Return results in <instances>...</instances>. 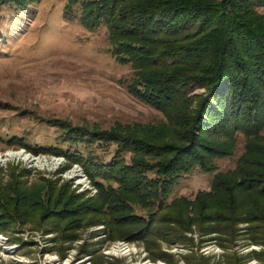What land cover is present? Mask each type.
Masks as SVG:
<instances>
[{
	"label": "trees",
	"instance_id": "16d2710c",
	"mask_svg": "<svg viewBox=\"0 0 264 264\" xmlns=\"http://www.w3.org/2000/svg\"><path fill=\"white\" fill-rule=\"evenodd\" d=\"M35 1L0 0V4L24 10ZM260 8L264 0H66L67 18L77 13L86 29L106 27L115 60L132 69L123 81L127 91L165 113L167 122L141 134L129 128L112 134L48 119L69 143L66 149L32 146L11 136L8 145L63 157L65 168L81 165L97 189V208L104 217L86 219L85 214L90 216L86 209L93 207L74 193L68 181L59 186L58 178L45 181L32 199L25 181L13 176L7 183L0 180V233L24 244L22 237L8 232L16 223L35 222L43 232L69 239L76 226L102 222L109 239L144 240L153 234L172 240L194 224L199 235L219 230L229 238L240 230L238 224L246 223L248 240L264 245V11ZM201 88L203 92L193 93ZM238 134L245 137V144L234 169L214 173L210 189L199 190L192 200L179 196L168 201L180 177L195 168L214 172L217 157L232 155ZM111 147L109 161L96 153ZM147 154L154 158L147 159ZM255 256L264 264V250Z\"/></svg>",
	"mask_w": 264,
	"mask_h": 264
},
{
	"label": "rangeland",
	"instance_id": "374dc122",
	"mask_svg": "<svg viewBox=\"0 0 264 264\" xmlns=\"http://www.w3.org/2000/svg\"><path fill=\"white\" fill-rule=\"evenodd\" d=\"M65 4L66 0H38L24 10L0 4V180L7 183L11 177L20 176L32 199L45 181L58 178L57 186L68 181L74 193L93 207L86 209L90 216L84 217L101 219L104 216L97 208V189L81 165L65 168L63 157L35 154L8 145L7 140L16 135L32 146L66 149L69 143L62 140L59 128L47 123L48 119L67 120L99 132L113 134L129 128L135 130L131 133L141 134L166 123L167 118L127 91L123 81L130 78L132 69L115 60L106 27L86 29L77 13L71 18L65 16ZM130 17L127 20L131 21ZM203 91L201 88L193 93ZM244 144L245 137L238 134L232 141L234 153L217 157L214 172L195 168L180 177L168 201L179 196L192 200L199 190H209L214 173L236 167ZM112 150L114 147L96 153L109 161ZM12 152L42 163L8 160L6 155ZM146 158L154 155L147 154ZM73 169L79 171L78 178L69 176ZM181 208L185 207L178 209ZM190 208L189 205L187 209ZM33 209L30 215L34 216L37 210ZM35 225L28 221L16 223L8 231L22 237L24 244L11 241V234L0 233V264H260L255 253L264 250V245L248 240L246 223L238 224L240 230L229 238L219 230L199 235L193 224L182 232L184 237L172 240L153 234L144 240L109 239L102 222L76 226L74 236L62 239L56 232H43ZM84 249L93 252L88 254Z\"/></svg>",
	"mask_w": 264,
	"mask_h": 264
},
{
	"label": "bare ground",
	"instance_id": "6f19581e",
	"mask_svg": "<svg viewBox=\"0 0 264 264\" xmlns=\"http://www.w3.org/2000/svg\"><path fill=\"white\" fill-rule=\"evenodd\" d=\"M7 156V158H8V160H10V159H16V158H19V159H22L23 161H25L26 160V162L27 163H36L35 165H37V163L38 164H40L41 165V160L40 159H36V158H32L31 159V157H21L22 156V154H21V152H12V153H9V155H6ZM0 158H1V156H0ZM6 158V157H5ZM2 159V158H1ZM37 160V161H36ZM1 161V160H0ZM3 161H7V159H4ZM49 164V163H48ZM34 165V166H35ZM54 165V164H53ZM56 165V164H55ZM69 176L70 177H77L78 178V176H79V171L78 170H75V169H73L72 171H70L69 172ZM79 181H80V179H78Z\"/></svg>",
	"mask_w": 264,
	"mask_h": 264
}]
</instances>
